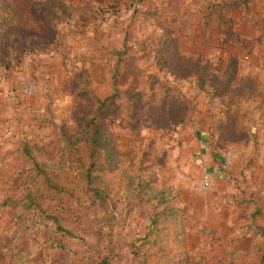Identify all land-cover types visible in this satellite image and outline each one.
<instances>
[{"label":"rangeland","instance_id":"1","mask_svg":"<svg viewBox=\"0 0 264 264\" xmlns=\"http://www.w3.org/2000/svg\"><path fill=\"white\" fill-rule=\"evenodd\" d=\"M230 72L218 92L213 80ZM91 118L107 143L88 184L89 146L72 144ZM27 149L69 184L60 214L69 234L45 230L30 264H141L154 250L144 242L149 208L132 206L123 187L127 174L148 173L187 212L182 242H160L173 262L258 264L264 0H0V264L5 229L17 226L2 203L20 195Z\"/></svg>","mask_w":264,"mask_h":264},{"label":"trees","instance_id":"2","mask_svg":"<svg viewBox=\"0 0 264 264\" xmlns=\"http://www.w3.org/2000/svg\"><path fill=\"white\" fill-rule=\"evenodd\" d=\"M218 3L221 2L218 1ZM222 4L225 6L226 2ZM43 6L45 11H51L49 5L45 4ZM206 15L208 17V14ZM207 73L210 72L205 68L197 73V81L201 86L207 81ZM232 75L233 73L230 72L225 84H216L217 80L214 79L215 89L218 92L221 91V93L228 89ZM99 105L101 109L108 110V97L100 100ZM101 131V127L94 118L88 119L84 124V130L80 134V138L72 144L82 141L89 146L90 153L87 155L86 160L83 159L81 167L88 184H91L93 179H97L95 172L100 168L98 166L100 156L97 151H99L102 141L104 144L107 143V138L103 132L101 134ZM24 153L25 160L30 166L29 175L36 177V180L34 184L29 183L28 175L22 182L20 195L3 200L2 205L13 209L17 220V226L14 224V230L5 229L9 238L8 243H10L5 256V264H30L29 251L32 249L31 244H37L44 240L45 230L69 234V230L65 226L62 217H60L63 210L61 202L65 195L63 193L68 192L69 186L64 175L58 170H51L50 168L53 165L36 161L29 149L25 150ZM76 161H81V159L79 158ZM85 164L86 166H84ZM125 180L127 183L123 187L125 188L124 194L128 195L129 203L132 206L143 204L149 208L147 217L149 227L144 242L150 244L154 250L149 249L147 253L138 255L141 264H176V262H173L175 256L172 255L171 250L168 251L167 249L168 252H165L160 244L164 240L163 235L171 237L174 242H182L184 235L182 214L187 213L186 210L177 207L176 198L171 195L169 189L154 185L151 173H148V178L145 179L137 174L135 176L127 174ZM101 189L105 190L104 188H97L98 191H102ZM33 223H35L34 226ZM10 232L13 233L12 238ZM21 242H24L22 250L17 248ZM256 248L259 257L258 264H264V226L259 227L256 232Z\"/></svg>","mask_w":264,"mask_h":264},{"label":"crops","instance_id":"3","mask_svg":"<svg viewBox=\"0 0 264 264\" xmlns=\"http://www.w3.org/2000/svg\"><path fill=\"white\" fill-rule=\"evenodd\" d=\"M108 264V263H107Z\"/></svg>","mask_w":264,"mask_h":264}]
</instances>
